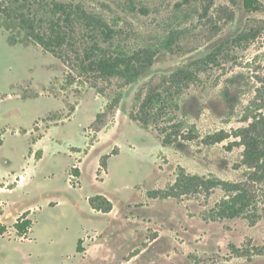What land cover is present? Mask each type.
I'll return each mask as SVG.
<instances>
[{
    "label": "rangeland",
    "instance_id": "obj_1",
    "mask_svg": "<svg viewBox=\"0 0 264 264\" xmlns=\"http://www.w3.org/2000/svg\"><path fill=\"white\" fill-rule=\"evenodd\" d=\"M7 1L0 0V8ZM62 1L123 30L130 46L149 43L161 53L138 81L103 82L101 94L60 58L28 42L0 11V180L13 172L23 176L0 200L16 214L38 207L27 239L14 229L0 236V264H83L79 241L91 237L102 250L84 259L103 256L94 264H264L257 253L264 245V209L259 220H217L212 208L224 195L220 189H172L181 169L220 180L241 177L238 129L264 105V0L255 12L246 11L244 0ZM200 59L207 60L201 83L187 91L180 114L200 138L164 146L156 129L130 112L166 74ZM236 74L225 98L227 79ZM120 90L123 99L111 110ZM101 112L105 125L97 132ZM221 130L229 136L223 142L202 141ZM74 164L79 177L71 175ZM165 192L171 195L163 198ZM97 194L115 203L114 217L93 210L86 198Z\"/></svg>",
    "mask_w": 264,
    "mask_h": 264
},
{
    "label": "trees",
    "instance_id": "obj_2",
    "mask_svg": "<svg viewBox=\"0 0 264 264\" xmlns=\"http://www.w3.org/2000/svg\"><path fill=\"white\" fill-rule=\"evenodd\" d=\"M132 5V4H131ZM131 7V6H129ZM141 11L146 12V6ZM260 0H244L248 12L261 10ZM9 24L25 32L27 41L37 44L44 51L60 58L76 77H85L90 86L104 94L103 82L121 79L125 85L138 81L153 67L160 56V46L146 43L139 47L130 46L124 32L111 25L99 15L88 11L80 4L62 0H8L0 8ZM211 57V56H210ZM207 60H196L186 66L166 74L160 84L152 85L136 110L130 117L143 127H153L160 135L164 146L184 147L187 142L200 138L197 126L191 123L185 114H181L187 91L191 86L201 83L199 72ZM75 77V76H74ZM238 74L227 79L223 88L226 98L237 83ZM156 81V80H153ZM123 99V90L117 92L109 102L114 110ZM261 111L247 119V124L238 129L239 143L244 147L242 166L245 168L238 180H220L197 174L179 172L173 190L183 194L199 190L211 192L220 189L224 195L212 208V217L217 220L246 218L259 220L264 209V105ZM170 115V116H169ZM104 112L98 114L94 130L99 132L105 123ZM229 136L224 130L208 134L203 138L207 145L226 140ZM2 140L0 139V143ZM37 151V158L42 157ZM107 156L100 162L99 170H105ZM81 170L73 167L71 175L79 177ZM80 183V182H79ZM163 198L171 193L160 194ZM158 193L153 197H161ZM93 209L104 213L113 210V202L104 194L89 198ZM24 214L15 223L19 237L27 238L32 220ZM6 227L0 229V234ZM79 241L78 252H82ZM258 254H264V245L257 248Z\"/></svg>",
    "mask_w": 264,
    "mask_h": 264
},
{
    "label": "crops",
    "instance_id": "obj_3",
    "mask_svg": "<svg viewBox=\"0 0 264 264\" xmlns=\"http://www.w3.org/2000/svg\"><path fill=\"white\" fill-rule=\"evenodd\" d=\"M36 158H37V156H36ZM41 158H38V159H41ZM74 167H75V164H74ZM106 175H108V173H106ZM22 177H19L15 172H13V173H10L8 177H5L2 181L0 180V195L3 194V193H6V192H12V191L16 190L17 187L19 186V183H20ZM90 197L91 196L87 197L86 199L89 200ZM62 202H64V200H62V199L60 201H58V202L57 201H51L49 203V205H50V207H57ZM113 206L114 207H113V210L111 212H109V213L102 212V213L106 214L109 217H114L113 215H114V213L116 211L115 203H113ZM28 208H29V211L24 213V214H28L27 218L30 219V214L33 212V210H35V212H36L38 210V207L30 206ZM26 210H24V212ZM93 210H95V209H93ZM95 211L97 213L101 212V211H97V210H95ZM24 214L23 213L16 214V213L12 212V210L8 208L7 203H5L2 200H0V229H2L3 227H6V231L3 234H0V236H2V235L4 236L6 233H8L12 229L16 230L14 225H15L16 222H18V220ZM29 232H33V227L32 226L29 228ZM16 233H17V231H16ZM28 236H29V233H28ZM21 238H23V237H21ZM27 238L25 237V239H27ZM80 240L82 241L81 247L83 248L82 252H77V254L81 256V260L80 261L83 264H94L93 261L97 260V258L99 256L101 258H98V259H100V261H101V259L103 257L102 253L100 255H93L91 257H86L84 259L85 255L89 256V253L93 252L94 250L97 251V252H100L102 250V249H100V244H101L100 241L98 239H96V238H95V240H93V237H91V240L88 243L84 239H80Z\"/></svg>",
    "mask_w": 264,
    "mask_h": 264
}]
</instances>
